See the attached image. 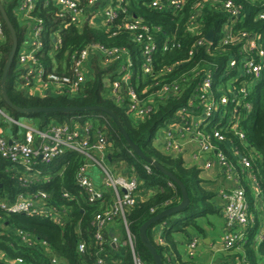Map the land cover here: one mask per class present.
Segmentation results:
<instances>
[{
  "label": "trees",
  "instance_id": "1",
  "mask_svg": "<svg viewBox=\"0 0 264 264\" xmlns=\"http://www.w3.org/2000/svg\"><path fill=\"white\" fill-rule=\"evenodd\" d=\"M18 1H2L16 31L19 45L5 81L10 100L20 107L101 105L112 109L132 141L140 146L147 156L158 161L182 180L191 200L184 210L150 225L147 231L148 237L162 257L164 264H198L190 258L184 261L179 251L176 234L187 232L188 228L200 232L203 230L198 220L209 213L218 211L213 202L216 193L209 189L208 182L202 178L200 167L187 166L181 155L163 151L156 139L158 130L173 120L176 110L193 93L199 73L211 67L216 68L215 89H217L216 84L221 86L227 78L237 75L236 69L231 70L229 76L226 73L230 59L239 58L240 44L220 45L224 35L223 26L228 20V14L221 11L215 3L213 4L214 0H187L185 6L179 11H159L151 7L149 3L151 0H127L128 4H125V7L129 15L138 16L151 27L162 29V31L155 32L156 41L160 47L153 55L157 80L177 79L183 82V77L187 79L184 85L186 89L181 95L163 98L165 100L156 103V110L149 117L135 119L128 112L126 102L117 103L112 97L111 86L107 85V80L113 81L120 78V69L126 63V58L105 63L102 54H93L89 59V73L86 74V81L77 93H70L66 87L58 89L54 86H50V89L45 92L39 89L32 92L24 85L22 79L24 68L18 64V53L29 36L27 25L15 11ZM234 1L243 6L241 18L234 28L235 31L244 30L257 33L260 35L264 48V20L257 19V14L261 9L259 3L252 0ZM197 3L202 5L203 26L193 31L187 28V21ZM57 13L58 6L55 0H37L36 7L30 16L31 20L40 18L44 21V30L40 35L42 47L37 51V57L47 72L59 74L68 72L72 64V54L90 43H102L110 48L124 47L131 54L132 83L138 85L136 89L139 95L147 87L150 88V92L157 89L156 87L151 88L155 82L153 76L145 78L142 76L141 47L133 41L131 33L107 31L103 25L93 24L90 21H85L82 26L63 27ZM129 15L124 18H129ZM0 21L5 34V39L0 45L2 53L0 107L13 118L26 117L39 129H47L52 124L60 123H72L71 125L74 126L78 124L82 127L90 123L93 141L100 133L107 136L109 153L107 163L115 166L114 172L117 175L135 176L140 182L138 187L140 196L151 188L156 189L152 195L139 199L134 206L125 211V220L131 232L136 235V250L146 264H155L152 255L140 239L139 231L153 216L179 204L182 200L181 189L166 175L143 161L131 150L123 134L106 113L90 111L22 114L10 108L2 96L1 79L12 48V35L1 11ZM210 30L214 32V43L210 51L202 47L196 55L190 56L191 45ZM59 35L61 42L57 43L54 39L59 38ZM172 38H176L181 47L163 52L162 44ZM177 61H182V63L174 67L172 72L161 71L163 67H169ZM245 79L248 80L244 77L239 78L235 86L239 87ZM149 94L147 91L141 96L147 98ZM154 98L158 100L159 96ZM244 101L251 105L249 109L240 108V126L245 133V142L233 132H225L228 138L225 142L217 140L212 142L227 153L229 143L232 141L233 145L240 148L241 154L251 160L250 171L259 184L260 198L264 206V72L261 79L253 84ZM73 118H76V121ZM205 130L203 131L207 134H212L213 127L208 126ZM232 156L233 161L239 160L238 155L232 154ZM86 162L84 155L67 149L50 163L35 160L33 170L28 171L25 167L0 155V203H11L22 193L35 195L39 192H46L48 205L56 206L60 211H67V216L61 222H57L46 214L27 216L8 213L0 208V264H96L97 259L101 257L104 258L106 264H133L130 246L123 243L126 238L124 218L117 217L104 229L103 245H99L95 238L93 224L95 215L111 205L113 193L107 190L104 199L95 203L88 200L86 192L79 186L76 179L78 170ZM147 166L151 171H148ZM26 179H28L27 182ZM245 189L251 210L257 212L253 188L246 185ZM64 193H68L69 196L65 197ZM259 224L258 220L252 228H249L248 239L245 243L226 251L214 264H239L244 258L248 264H264V237L262 240L257 239ZM114 227H118L121 232V241L118 245H113L111 239ZM81 242L86 245L83 253L78 249ZM20 259L21 262H18Z\"/></svg>",
  "mask_w": 264,
  "mask_h": 264
},
{
  "label": "built area",
  "instance_id": "2",
  "mask_svg": "<svg viewBox=\"0 0 264 264\" xmlns=\"http://www.w3.org/2000/svg\"><path fill=\"white\" fill-rule=\"evenodd\" d=\"M36 1L19 0L15 9L28 28L29 37L25 39L19 50L18 64L24 68L23 83L30 88V91L39 89L45 92L50 89V86H54L58 89L66 87L70 93H77L86 81V74L89 73V59L93 54H102L105 63L126 58V63L120 69V78L113 81L107 80V85L111 86L112 97L116 102L119 104L126 102L128 112L135 119H145L156 110L157 102L154 97L179 96L186 89L184 85L187 79L184 77L182 78L183 82L177 79L173 81L157 80L158 76L155 75L153 66V55L160 47L156 41L155 32L162 31V29L151 27L138 16L129 15L125 7V4H128L127 0H55V2L58 6L57 16L63 27H68V25L82 26L85 21H91L95 17L100 19L107 31L115 30L131 33L133 41L141 47L143 56L142 76L144 78L154 77L155 82H152L151 88L156 87L157 89L150 92V88L147 87L142 91L143 93L148 91L150 93L149 97L141 96L143 93L139 95L136 89L138 85L132 83L130 67L133 62L131 54L124 47L110 48L102 43H90L72 54V64L68 72L64 74L47 72L37 57V51L42 47L40 35L44 30V21L40 18L30 19L31 13L36 7ZM252 1L258 2L261 7L257 19L264 20V0ZM186 2L187 0L149 1L151 7L159 11H179L185 6ZM214 3L221 11L228 14V20L223 26L224 35L220 45L240 44L239 58L233 57L230 59L226 73L229 76L230 71L236 69L237 75L227 78L221 86L216 84L217 89H215L216 68L211 67L205 69L203 73H199V79L196 81L193 93L176 110L173 120L159 130L164 129L165 131L163 133L164 151L173 154L182 152V144L177 136V132L181 128L179 132L181 137L193 135L196 138L199 148L194 153V159L198 163L202 161L203 168L211 169L217 163L223 169L232 172L234 169L233 162L228 158L225 151L212 141L225 142L228 139L225 132H233L241 141L245 142V133L240 126V108H251V105L244 100L253 84L261 79L264 72V48L260 35L257 33L244 30L235 31V25L242 15L243 6L241 4L236 3L234 0H214ZM201 7L202 5L197 3L194 12L188 18L187 28L193 31L203 26ZM121 15L123 18H121ZM128 15L129 18L125 19L124 16ZM208 32L200 36L191 45L190 56L196 55L202 47L210 51V47L214 43V37L213 40H209L207 38ZM4 39V29L0 21V45ZM54 40L60 43V35L59 38ZM161 47L163 52H168L180 48L181 44L176 38H172L164 41ZM1 59L2 53L0 50ZM181 63L182 61H177L169 67H163L161 71L164 73L172 72L174 67ZM241 77L248 78V80L245 79L239 87H236L235 84ZM0 114L8 117L15 125L24 128L22 134L17 133L18 135L12 138H7L0 130V155L25 167L26 170H33L35 160L39 159L45 163H50L67 149L86 157L87 162L78 170L76 179L79 186L86 192L88 200L95 203L104 199L107 190L113 193L111 205L95 215L93 222L95 238L99 245H103L105 240L104 229L117 217L124 218L126 238L123 243L130 246L133 264H146L136 250V235L131 232L125 220L126 209L134 206L139 201L138 187L140 182L135 176L117 175L108 165L107 136L100 133L93 141L92 125L90 123L83 127L78 124L74 126L71 125L72 123H60L52 124L47 129H39L29 122L22 123L19 119L10 117L1 107ZM73 119L76 121V118ZM205 126L213 127L212 134L203 133L202 127ZM159 130L158 132L161 133ZM10 140H12L11 143ZM232 143L230 141L231 150L239 156L238 163L241 168L251 170V160L241 154L240 148ZM214 149H217V154L215 158H212L209 154ZM95 166L101 169L99 181L93 176ZM147 169L151 171L149 166H147ZM27 181L28 179H26ZM252 185L254 186L255 199L258 200L260 187L254 175L252 176ZM64 196L68 197L69 194L64 193ZM47 197L46 192H39L35 195L22 193L11 203L1 202L0 208L8 213H19L27 216L46 214L54 221L61 222L67 216V211H60L56 206L48 205L46 202ZM221 197L224 201L223 214L230 228V231L222 239V247L224 251H228L247 241L249 228H252L258 220L260 221L261 216L251 210L246 189L243 186L229 191L222 190ZM263 234L264 219L260 221L257 239L262 240ZM111 239L113 244H119L118 236L112 235ZM200 241V237L190 239L188 244L189 256L194 257ZM78 249L83 253L86 249L85 243H79ZM18 262H21V259ZM96 264H106V262L101 257L97 259ZM239 264H248V262L244 258Z\"/></svg>",
  "mask_w": 264,
  "mask_h": 264
},
{
  "label": "crops",
  "instance_id": "3",
  "mask_svg": "<svg viewBox=\"0 0 264 264\" xmlns=\"http://www.w3.org/2000/svg\"><path fill=\"white\" fill-rule=\"evenodd\" d=\"M90 22L93 24H100V19H97L94 17ZM31 91L34 92L35 90H31ZM205 128H206V126L202 127L203 130H205ZM200 129H201V127H200ZM0 130L5 135V131H4L3 127L0 126ZM180 130H181V128H180ZM180 130L177 132V136L179 137L180 143L182 144V152L179 154H175V155H181L187 166L196 165L202 169V173H201L202 178L208 182L207 186L209 187V189H211L212 191H214L216 193V198L213 200V202L215 203V208L218 211L216 213H213V214H215L217 216V218L219 217V219L221 221L220 227H221L222 235H221L220 247L217 249H214L215 248L214 247V238H213V234H211L212 228L215 225V221L211 219V216L213 214H210L211 216L210 215L204 216L202 218H199V220H198V224L203 229L201 232L196 231L195 229L188 228L187 232H184V233L179 232L176 234V238L179 242V251H180L184 261H186L190 258V259H194V261H196L198 264H214V263L218 262L219 258L223 255L222 252L224 250L222 247V239L230 231V228L228 226V222H227V220L223 214L224 201L221 197V191L222 190L229 191V190L235 189L236 187H239V186L245 187L246 185H248L254 189V186L252 185L253 174L250 170L242 169L240 164L238 163V160L233 161L231 159L232 154L233 155H235V154L231 150L230 143L228 146L229 149H227V153L223 148L222 149L225 151L228 158L234 164V169L232 172L223 169L217 163L211 169L203 168L202 167V165H203L202 161H200L198 163L194 159V153L199 148V144H198L196 138L193 137V135H185V136L181 137V134H179ZM205 131L203 133L206 134ZM164 132L165 131L163 129V130H161V133L158 132V134H157V143L159 144V146L161 147V149L163 151H164V149H163V145H164V134L163 133ZM17 133H18L17 130H15L11 136H6V135L5 136L7 138H12V137L18 135ZM165 152L170 153L168 151H165ZM171 154H173V153H171ZM216 154H217V149H214L212 151V153L209 154V156L212 158H215ZM155 191H156V189L151 188L150 190L143 193L142 196H140V194L138 193V197H139V199L147 198L150 195H152ZM257 198H258V200L255 199V208L257 211L256 213L258 215H260L261 220H263L264 219V217H263L264 206L262 205L261 198L260 197H257ZM217 221H218V219H217ZM111 233H112V235L118 236L119 241H121V235H120L121 232H120L118 227H114V229L112 230ZM159 233H160V231H159ZM193 237H200V240H201L200 244L203 242V245L198 251H196L194 257H188L189 256L188 255V244L190 242V239H192Z\"/></svg>",
  "mask_w": 264,
  "mask_h": 264
},
{
  "label": "water",
  "instance_id": "4",
  "mask_svg": "<svg viewBox=\"0 0 264 264\" xmlns=\"http://www.w3.org/2000/svg\"><path fill=\"white\" fill-rule=\"evenodd\" d=\"M0 11L2 13L3 19L5 21V23L7 24L11 35H12V48L11 51L9 53V56L6 60L5 66H4V70H3V75H2V79H1V83H2V96L3 99L5 100L6 104L18 111L19 113L22 114H39V113H50V112H90V111H100L102 113H106L109 117L112 118V120L114 121V123L116 124V126L118 127V129L120 130V132L123 134V136L125 137L127 144L129 145V147L131 148V150L138 155L143 161L147 162L150 165H153L159 172H161L162 174L166 175L174 184H176L182 192V200L179 204L170 207L168 209H165L163 211H161L160 213L156 214L155 216H153L151 219H149L140 229L139 231V236L140 239L142 241V243L144 244V246L148 249V251L150 252V254L152 255L155 264H164L162 257L160 256V254L158 253V251L156 250L155 246L153 245V243L151 242L150 238L148 237L147 231L148 228L150 227V225L160 221L161 219L172 215L174 213L180 212L182 210H184L187 206H189L191 200L189 197V193L187 190L186 185L182 182V180H180L173 172H171L170 170H168L167 168H165L162 164H160L158 161H156L155 159L147 156L143 150L140 148V146H138L136 143H134L132 141V139L130 138L128 132L125 130V128L122 126L117 114L110 108L105 107V106H101V105H90V106H52V107H20L16 104H14L6 91V86H5V81L8 75V71L11 67V65L14 62L15 59V55L18 51V37L16 34L15 29L13 28L9 17L6 13V10L4 9V6L2 4V2L0 1ZM214 37V32L213 30H210L207 34V38L209 40H213ZM12 142V140H10V143ZM115 245V244H113Z\"/></svg>",
  "mask_w": 264,
  "mask_h": 264
},
{
  "label": "rangeland",
  "instance_id": "5",
  "mask_svg": "<svg viewBox=\"0 0 264 264\" xmlns=\"http://www.w3.org/2000/svg\"><path fill=\"white\" fill-rule=\"evenodd\" d=\"M100 25H102L101 21H100ZM164 100L165 99H163V97H160L158 100L156 99V102H160V101H164ZM5 113H7V112H5ZM18 119L22 123H26V122H29L30 123V121L26 117H19ZM0 126L3 127L6 136H11L14 133L15 130H17L18 134H22L23 131H24V128L23 127L15 125L8 117H6V116H4L2 114H0ZM159 131L161 132V130H159ZM110 167L113 170V168L115 166L113 165V166H110ZM93 176H94V178L97 181L100 180L101 169L98 166H95L94 167V169H93ZM210 214H213V213H209L208 215H210ZM185 217L186 216L184 214V218ZM211 219L215 221V225L212 228L211 234H213V238H214V247H215L214 249H217V248L220 247V242H221V235H222V231H221V227H220L221 226V224H220L221 221H220L219 217L217 218V216L215 214H213L211 216ZM217 219H218V221H217ZM202 245H203V242L199 245V247L197 248L196 251H198L202 247ZM225 252L223 251L222 254H224Z\"/></svg>",
  "mask_w": 264,
  "mask_h": 264
}]
</instances>
